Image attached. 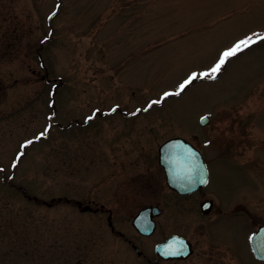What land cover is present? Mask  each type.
Here are the masks:
<instances>
[{"label": "rangeland", "instance_id": "obj_1", "mask_svg": "<svg viewBox=\"0 0 264 264\" xmlns=\"http://www.w3.org/2000/svg\"><path fill=\"white\" fill-rule=\"evenodd\" d=\"M253 33L264 35V0H0V264H174L154 262V245L175 231L198 243L201 233L153 172L143 200L165 202L151 237L131 225L137 208H114L115 228L151 262L111 232L107 215L72 203L106 205L113 224L114 190L174 137L224 155L210 186L222 205L244 196L245 222L211 229L242 264H264L248 241L264 225V40L163 96Z\"/></svg>", "mask_w": 264, "mask_h": 264}, {"label": "flooded vegetation", "instance_id": "obj_2", "mask_svg": "<svg viewBox=\"0 0 264 264\" xmlns=\"http://www.w3.org/2000/svg\"><path fill=\"white\" fill-rule=\"evenodd\" d=\"M151 105H145L143 107H137L135 110L130 111V114L125 116H130L133 114L146 113L150 110ZM139 109V111H137ZM117 107L113 106V111L116 112ZM87 119H89L87 117ZM161 146V145H160ZM159 146V147H160ZM158 147V150H159ZM202 158L205 162V166L207 168V182L196 189L189 192H179L170 188L166 183L165 171L162 165L159 162V153H157L156 157L151 159V164L148 165L147 168H142V171L132 172L127 182H124V187L121 190L113 192V198L121 199V201H115V205L113 206V224H112V213L109 210L110 208L104 204H98L95 200L84 199V201L73 200V204L83 213H91V214H99V215H107L106 220L108 226L113 225V232L115 235L122 238L126 243L130 245L132 250L136 253L138 257H142L146 259L147 262H151V258H145L146 254L140 250L135 244L132 243L131 240L127 239L122 232L117 230L114 226L115 221V213L114 208L124 207L127 208H137V212L133 215L131 225L135 217L140 213V211L145 209H154L158 211L156 215H152V219L157 225V219H159L163 213L161 208L163 209V200L164 196L166 197V201L169 203L173 201L174 203H180L185 201L188 203L189 216L191 222L194 224L196 230H200L201 236L198 243L196 240L186 236L179 231H175L163 236L157 243L154 245V262L158 263H168L172 262L174 264H224L229 259L227 256L232 257L233 261H237V264H242L240 250H235L233 248V242L228 240L225 241L218 233L217 230L211 229V226H216L222 223L223 219H231L232 221H242L245 222V200L243 195H239L240 199H237L235 203H232L229 206L222 205L215 198L214 192L211 189L210 181H211V169L213 167H219L221 161L225 160L222 155L217 154L214 159H210L205 157L203 153ZM136 167V165L131 164ZM138 170V169H137ZM153 172V176L156 175L154 181H157L161 186V190L165 193L164 196L160 197L159 203L162 205H158L159 203H146L144 190L147 191L149 184L151 183V178L148 173ZM137 185V188L134 186ZM143 191H142V190ZM154 191V190H149ZM138 196V197H137ZM140 198L142 200H140ZM154 212V211H153ZM172 215L169 216L171 218ZM111 223V225H110ZM133 227V225H132ZM134 228V227H133ZM136 231V229L134 228ZM137 232V231H136ZM138 233V232H137ZM138 235L142 238L151 237L152 235L146 236L141 233ZM179 238L184 239L186 242L179 240ZM199 239V240H200ZM172 240V241H171ZM168 241H171V246L169 250ZM157 245H160V255L155 253V248ZM203 246L199 249L196 246ZM188 250H186L187 248ZM224 248V249H223ZM188 252V253H187ZM252 252V251H251ZM253 254V253H252ZM254 256V255H253ZM235 258V259H234ZM255 259H257L254 256ZM258 260V259H257ZM260 261V260H258ZM262 262V261H260ZM263 263V262H262Z\"/></svg>", "mask_w": 264, "mask_h": 264}, {"label": "water", "instance_id": "obj_3", "mask_svg": "<svg viewBox=\"0 0 264 264\" xmlns=\"http://www.w3.org/2000/svg\"><path fill=\"white\" fill-rule=\"evenodd\" d=\"M41 63L43 65V62ZM44 74L48 75L47 70ZM208 122V117H203L200 120L202 125H206ZM159 162L165 169L168 185L179 192L192 191L206 182L207 170L199 151L181 137H174L163 143L159 148ZM157 213L156 210H142L135 217L132 225L139 233L151 235L155 229L151 217ZM250 243L254 255L264 261V225L251 235ZM156 252L160 254L158 246Z\"/></svg>", "mask_w": 264, "mask_h": 264}, {"label": "snow or ice", "instance_id": "obj_4", "mask_svg": "<svg viewBox=\"0 0 264 264\" xmlns=\"http://www.w3.org/2000/svg\"><path fill=\"white\" fill-rule=\"evenodd\" d=\"M255 40H264V35H256L255 33L250 35H245L242 38L236 40L231 47L225 48L220 54L219 59L209 68H206L203 71L191 72L185 79H183L178 86L168 91L163 92L164 97H168L170 95L176 94L179 95L182 91L186 89L190 83L196 79L197 77L203 76L207 77L209 75L215 76V74L219 73L222 67L228 62L230 57L235 56L236 53L241 52L244 48L248 47L249 45L253 44ZM158 101H153L152 103H156ZM139 111V109H137ZM203 119V117L201 118ZM45 133H41L40 135L43 136ZM31 141H25V144H29Z\"/></svg>", "mask_w": 264, "mask_h": 264}]
</instances>
